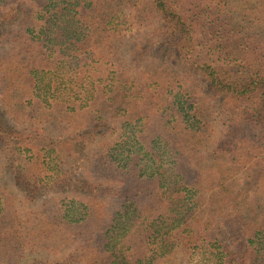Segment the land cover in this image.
Returning a JSON list of instances; mask_svg holds the SVG:
<instances>
[{
    "label": "trees",
    "instance_id": "1",
    "mask_svg": "<svg viewBox=\"0 0 264 264\" xmlns=\"http://www.w3.org/2000/svg\"><path fill=\"white\" fill-rule=\"evenodd\" d=\"M0 264H264V0H0Z\"/></svg>",
    "mask_w": 264,
    "mask_h": 264
},
{
    "label": "rangeland",
    "instance_id": "2",
    "mask_svg": "<svg viewBox=\"0 0 264 264\" xmlns=\"http://www.w3.org/2000/svg\"><path fill=\"white\" fill-rule=\"evenodd\" d=\"M153 31H156L154 24L149 27H141L136 31V36L130 38V41H132L131 47L137 42V40H143L145 50L143 51V57L141 58L142 66H146L147 64L157 65L158 63H161L162 60L166 59V57H163L165 49L161 48L162 45L157 36L154 35L153 38H151ZM203 100H207V97L205 96Z\"/></svg>",
    "mask_w": 264,
    "mask_h": 264
}]
</instances>
